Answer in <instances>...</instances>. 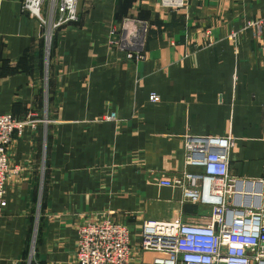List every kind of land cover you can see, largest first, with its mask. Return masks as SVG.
<instances>
[{"label": "crops", "instance_id": "obj_1", "mask_svg": "<svg viewBox=\"0 0 264 264\" xmlns=\"http://www.w3.org/2000/svg\"><path fill=\"white\" fill-rule=\"evenodd\" d=\"M24 1L0 0V115L37 123L7 146L18 172L0 264H74L80 227L105 219L129 230L131 264H151L143 223L201 211L157 185L199 172L185 168L186 137L233 138L229 173L261 180L264 207V0H77V20L50 36L46 10L42 21ZM129 20L139 62L111 44Z\"/></svg>", "mask_w": 264, "mask_h": 264}, {"label": "built area", "instance_id": "obj_2", "mask_svg": "<svg viewBox=\"0 0 264 264\" xmlns=\"http://www.w3.org/2000/svg\"><path fill=\"white\" fill-rule=\"evenodd\" d=\"M77 0H25L23 9L42 21L43 9L53 29L75 22ZM162 7L181 9L184 0H162ZM58 14L59 18L54 20ZM53 22V23H52ZM132 23L125 21L117 40L111 42L127 51V58L144 59V38L130 36ZM261 23L257 29L261 31ZM151 94L150 102L159 104ZM110 120L115 119L111 115ZM37 123L32 118L19 121L9 114L0 115V216L5 202V190L17 174L8 163L7 146L13 133ZM233 138L186 137L185 168L170 177H157L160 187L180 190L184 203L199 207L200 212L187 221H146L142 226L140 249L154 255L151 264H264V207L259 180L241 179L229 173V152ZM129 230L110 220L87 222L79 229L74 264H130Z\"/></svg>", "mask_w": 264, "mask_h": 264}, {"label": "rangeland", "instance_id": "obj_3", "mask_svg": "<svg viewBox=\"0 0 264 264\" xmlns=\"http://www.w3.org/2000/svg\"><path fill=\"white\" fill-rule=\"evenodd\" d=\"M258 23V22H257ZM257 23L256 24H253V25H251V26H255V27H257L256 25H257ZM261 29H262V23H261ZM10 115V114H9ZM12 116V115H11ZM20 121V120H19ZM16 133H13V137H14V135H15ZM13 137H12V139H13ZM12 141V140H11ZM11 143V142H10ZM161 176H165V175H163V174H157V177H161ZM165 177H170V176H165ZM12 180V179H11ZM10 180V181H11ZM9 181V182H10ZM7 186V185H6ZM192 207H195V206H192ZM105 220H110V219H105ZM97 221H99V220H97ZM111 222H114V221H112V220H110ZM181 221H183V220H181ZM185 221V220H184ZM90 222H96V221H90ZM146 222V221H145ZM131 264V263H130Z\"/></svg>", "mask_w": 264, "mask_h": 264}]
</instances>
